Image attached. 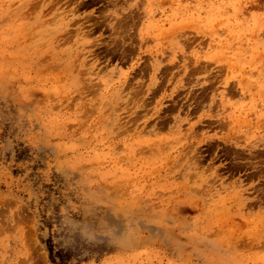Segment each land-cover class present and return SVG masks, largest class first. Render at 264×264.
Listing matches in <instances>:
<instances>
[{
    "label": "rangeland",
    "instance_id": "obj_1",
    "mask_svg": "<svg viewBox=\"0 0 264 264\" xmlns=\"http://www.w3.org/2000/svg\"><path fill=\"white\" fill-rule=\"evenodd\" d=\"M0 264H264V0H0Z\"/></svg>",
    "mask_w": 264,
    "mask_h": 264
}]
</instances>
